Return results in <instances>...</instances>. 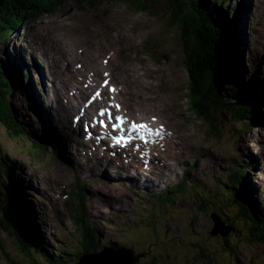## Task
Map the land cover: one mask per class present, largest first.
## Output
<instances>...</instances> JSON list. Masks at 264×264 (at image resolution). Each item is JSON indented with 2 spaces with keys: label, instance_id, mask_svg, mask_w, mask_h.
I'll return each mask as SVG.
<instances>
[{
  "label": "rangeland",
  "instance_id": "1",
  "mask_svg": "<svg viewBox=\"0 0 264 264\" xmlns=\"http://www.w3.org/2000/svg\"><path fill=\"white\" fill-rule=\"evenodd\" d=\"M207 1L209 4L213 2ZM234 1L229 0L230 6L224 9L228 16L232 12L231 2ZM237 1L242 3L238 20L233 22V18L227 24L232 36L230 49L233 51L229 77L233 79V85L227 81L224 84L230 87L227 91L229 99L234 98L237 92L239 95H247L249 91L259 88L256 86L259 78L264 82V8L259 5L262 1ZM148 4L151 8L149 12H137L121 0H66L65 5L54 14L27 22L19 33H13L7 37L3 46L0 45V66L10 78L13 90L9 93L8 104L22 121L25 130L35 138L42 135L44 128H39L48 126V122H52L49 130L54 129L60 135V131L64 132L65 120L59 104L63 106L65 102L71 101L73 90L79 88L86 95L91 94L82 82H72L71 74L75 73L77 66L71 65L70 69L63 66L64 63L71 64L65 57L66 51L82 56L90 50L92 56L88 54V58L93 63L97 60L99 71H94L82 58L73 59L81 60L83 68L95 73L98 83L102 80V73L109 74V84L117 87H114L118 94L117 102L126 115L135 119L157 115L171 137L166 144L155 147L149 154L136 157L131 153L134 158H139L136 162L150 169L147 171L126 163L124 159L127 156H118L117 159H122L119 162L117 159L112 160L110 151H103L102 148H98L95 154L90 153L89 161H85L91 146L86 147L80 141L75 146V149L81 148L80 152L76 153L68 140H65L58 158L52 159L49 149V154H42L28 141H12L0 123V156H3L6 166H12L10 160L21 165V171H15L18 178L27 183L29 191L27 197L22 196L19 190L12 194L20 201L21 213H26L25 225L29 227L36 246L41 248L47 259L58 250L54 256L61 260L54 258V261L61 264H98L102 261L100 256L105 258V254L124 259L132 255L128 258L132 264H207L200 257L206 252L215 257L216 264H232L234 260L237 264H264V247L248 239L251 238L249 232L253 231H246L244 222L232 209L225 207L222 214L235 230H230L226 221L221 223L222 226L219 222L216 226L214 219L217 216L210 215L214 216L211 219L199 207L201 202L206 203V198H209L206 195L213 193L214 197L211 198L217 200L224 197L222 189L229 185L227 181H221L220 184L217 182L221 175H230L240 163V156L245 154L248 159L256 160L257 165L251 167L245 164L248 180L244 179L243 182L247 192L254 195L253 202L249 197L253 210L264 219V121L261 126L260 116L261 108L264 116L263 100L255 101L256 125H249L246 129L241 126L243 122H237V125L220 118L217 120V130H212L198 119L195 103L189 99V77L183 62V42L180 36H175L176 28L169 24L171 12L168 5L164 0H148ZM234 23L236 25L233 26ZM242 25L246 26L244 34L239 31ZM50 40H54V44ZM246 42L249 47L251 44L252 51ZM17 51H21L19 53L25 58L31 56L38 66L37 70L30 68L29 72L37 92L42 96L40 104L43 103L45 110L42 113L37 106L33 113L27 109L30 105L27 100L28 88L33 86L29 79L25 80L27 68L22 75L24 63L18 58ZM58 51L62 54H58ZM50 62L52 72L49 78L46 65ZM64 71L67 72L64 74ZM64 75L70 79L68 89L63 90L65 102L59 98L61 95L55 97L54 90V84L56 86V81ZM240 81L247 93H242L244 90L240 88ZM60 83L63 84V81ZM64 86L67 88V84ZM135 91H139L140 96ZM141 105L150 108L143 110ZM257 106L259 109L256 110ZM76 109L72 111L69 108L68 113L72 114H64L66 127L71 131L70 136H76L72 130L81 125V120L76 124L72 122ZM63 157L68 164L63 163ZM143 158L147 164L143 163ZM162 160L167 162L164 165L170 166H162ZM184 160L190 162L185 163ZM191 164L194 169L189 171L190 185H177L181 174ZM67 166L73 167V171H69ZM14 167L17 168V165ZM81 167L86 168L84 170L88 167L95 170L98 167L100 172L84 173ZM122 169L132 179L137 176L150 179L149 185L154 187V195L173 187V192L169 194L172 200H164V203L157 201V206H153L148 202L146 194L134 191L135 188H126L125 185L129 183L121 185L111 181L115 171ZM120 173L123 175L122 171ZM7 183L4 175L0 177L2 187ZM79 185L85 191V214L96 229V232L90 229L96 235L94 248L110 247L108 250L81 252L78 235L82 229H77L72 222V213L80 203L75 194L76 186ZM217 185L222 186L216 188ZM141 189L145 190L143 187ZM0 191L5 195L2 189ZM36 194L42 198L38 199ZM219 203L222 204V201ZM247 210L251 214L250 207ZM243 217L246 221L247 217ZM31 218L38 229H35ZM86 226L89 228V224L86 223ZM223 232L227 234L223 236ZM222 237H230V242L236 248L234 258L223 253ZM204 242H209L206 249H211V253L199 249L204 246ZM117 250L124 251L118 255L113 254ZM141 251L147 253H139ZM16 253L14 242L0 229V264H9L5 255L17 262ZM39 255L41 257L42 254ZM20 260L22 262L18 264H31Z\"/></svg>",
  "mask_w": 264,
  "mask_h": 264
},
{
  "label": "trees",
  "instance_id": "2",
  "mask_svg": "<svg viewBox=\"0 0 264 264\" xmlns=\"http://www.w3.org/2000/svg\"><path fill=\"white\" fill-rule=\"evenodd\" d=\"M164 1L167 3L171 12L169 15V24L171 27L176 28L175 36L178 37L182 33L185 38L184 46L185 52L187 53V60H183V62L185 69L187 70L188 68L192 77L194 83L192 89L197 99L196 103L194 101L192 102L195 103V107L197 106L199 108L201 114L209 122V127L217 130V120L220 118L224 122L225 120L227 122H233L235 120H243L248 113L250 116L252 113L250 106L242 103L235 97L229 99L230 95L227 91L230 87L224 86L226 81L233 85V79L229 78L232 72L231 59L233 55L229 41L232 40V36L230 27L227 25L229 22H226L229 20L227 19L228 15L225 14L224 10L229 0H212L213 2L211 4L207 0ZM121 2L132 7L137 12H149L151 9L148 0H121ZM65 3L66 0H4L0 7V45L3 46L7 42V37L19 31L27 22L54 14ZM181 16L186 19V22H181ZM231 30H233L232 26ZM11 88L10 78L0 66V123L4 126L3 121H12L9 123V125L12 124L10 127L12 131H15L17 128V132H21L36 151L44 152L45 148L41 146L40 142L31 140L32 138L23 129V125L17 119L11 105L8 104V97L13 92ZM189 99H191L190 96ZM217 126H219V123ZM5 134L8 136L7 130H5ZM20 141H23V139L21 138ZM243 173V171H239V173L235 174L238 176L242 175L243 177ZM233 180L235 179L230 180V182ZM234 183L239 185L237 181ZM218 188L221 187L219 186ZM0 189L5 193L4 195L0 191V227L8 228L9 232L17 238L18 242L24 245L31 264H61L56 263L57 261H54V258L50 257V259H47L46 254L36 246L29 227L23 223L20 202L12 195L17 190H12L9 186L2 187L1 185ZM222 191L224 197L221 196L219 200L211 198L214 197L213 193L212 195H206L210 200H207L206 203H200L199 207L202 213H205L204 215H210L212 213L221 218L222 222L225 223L226 221L227 223L228 218L223 216L222 211L225 207L229 208L231 206V208L238 210L239 215L247 217L244 222L245 229L246 231L249 229L253 231L249 232L251 238L248 239L264 244V219H255L257 216L253 212L249 214L247 210L250 207V203L248 204L247 201L251 202L250 194L244 188L238 189L237 187L231 189L224 186ZM170 193L163 192L159 197H156V201L161 202L164 198L169 199ZM219 201H222V204ZM10 219H12L13 225ZM258 224L262 226V230ZM90 226L94 231L96 230L92 225ZM227 226L230 230H235L232 225L230 226L228 224ZM80 228L82 229L79 240L81 252L90 253L101 250L102 248L98 246L96 249L94 248L96 247L94 242L96 235L90 230L91 228H88L84 222ZM229 238H221V246L226 251V254L234 258V250L236 248L233 247ZM208 245L209 242H204V246L206 247L201 246L199 249L201 251L207 250L211 253V249H206ZM139 253L145 254L147 252L141 251ZM139 253L138 255H140ZM39 254H42L41 257ZM202 255L200 257L207 260L208 264H212L209 261L211 259L213 260L214 256L212 254L210 255L206 252ZM5 256L11 260L8 255ZM37 258L40 260H37ZM55 259L59 260L57 258ZM14 264L18 263L15 262ZM232 264H237L236 260Z\"/></svg>",
  "mask_w": 264,
  "mask_h": 264
},
{
  "label": "bare ground",
  "instance_id": "3",
  "mask_svg": "<svg viewBox=\"0 0 264 264\" xmlns=\"http://www.w3.org/2000/svg\"><path fill=\"white\" fill-rule=\"evenodd\" d=\"M262 1V3H260L259 5H260V7L261 6H263L264 5V0H261ZM232 4V6H233V2H231ZM232 11H233V9H232ZM232 13V12H231ZM230 13V14H231ZM239 16V15H238ZM227 19H229V20H227L226 22H229V23H231L232 21H233V18H232V16H227ZM235 20H238V18H237V16H236V14H235ZM238 23V22H237ZM245 24V23H244ZM250 24H251V22H250ZM249 24V25H250ZM234 25H236L235 23L233 24V26ZM246 29V26L244 27L243 25L241 26V28L239 29V31H241L242 33H243V30H245ZM234 31H235V27H234ZM244 34V33H243ZM245 36V35H244ZM243 49V48H242ZM88 54H90V53H88ZM90 56H92V54H90ZM94 58V57H93ZM80 65H82L83 64V62L80 60L79 62H78ZM95 63L97 64L96 66L94 65L93 66V69H96V71H99L98 69H99V66H98V63H97V60H95ZM28 67V65H27V62H25L24 63V69L22 70V75L24 74V71H25V68H27ZM29 68H33L34 70H36L37 69V67L35 66V65H33L32 63H30L29 64ZM240 78L242 79V76H240ZM26 79H28V75L25 77V80ZM43 80H44V78H43ZM109 81H111V77L109 78ZM28 82V81H27ZM64 84H66L64 81H63V84H61V87L63 88V90H67L66 89V87L64 86ZM140 86V85H139ZM256 86H258L259 88H257V90L258 91H261V92H263L264 93V82H263V79L262 78H259L258 79V82H257V84H256ZM114 87H115V85H114ZM28 90H29V92H28V97H27V100H29L30 101V105H28V108L35 102V97H34V88L33 87H30V88H28ZM98 93H100V97H101V99L103 100V102H101L100 103V105L99 104H95L94 102H89L88 104H87V107H89L90 109H91V111L93 112V110H97V109H106L107 108V106H108V104L106 103V102H104V100H107V91L106 90H98L97 91ZM136 93V95H138V96H140V93H139V91H135ZM64 93V92H63ZM83 94V92H80V94H79V96H81ZM64 96L65 95H63V97H62V100H63V102H65V98H64ZM31 97L32 98H34V99H31ZM144 98V97H143ZM75 100V99H74ZM77 100V99H76ZM263 101H264V96H263ZM66 103V102H65ZM124 105V104H123ZM127 105V104H126ZM125 106V105H124ZM59 107L62 109L63 108V106H61L60 104H59ZM144 108V107H143ZM98 111H100V110H98ZM68 114H72V112L71 113H68ZM113 115V119H115V117H117L119 114L117 113V112H115L114 111V114H112ZM17 117V116H16ZM99 117H101L100 115H99ZM104 118L106 119V120H108L107 119V116H104ZM20 122H21V124L23 125V123H22V121L19 119V118H17ZM115 123H118L117 121H116V119H115ZM113 124V123H112ZM23 127H24V125H23ZM123 126H122V124L120 125V127H119V129H118V134L119 135H122L123 137H124V139L122 140V144H127L128 146H130V147H132V146H134V145H136V146H138V144L135 142V140L132 138L133 137V135L130 133V134H128V135H125L123 132H122V130H121V128H122ZM24 130H25V128H24ZM26 131V130H25ZM52 131H54V129L52 130ZM44 136L46 137V140L48 139V137H49V135L48 134H44ZM44 136L43 135H41L39 138H44ZM131 137V138H130ZM30 138H32L31 140H33V141H37L35 138H33V137H30ZM39 142V141H38ZM74 143L75 144H77V142L76 141H74ZM115 144H118V143H115ZM85 146L87 145V146H91V150L94 152V154L97 152V147L95 146V145H93L92 143H89V144H84ZM41 146L43 147V148H45V150L44 151H46V152H48V150H47V148L46 147H44L42 144H41ZM60 150V149H59ZM49 153V152H48ZM111 154H113L112 152H111ZM2 158V159H1ZM63 158H65V157H63ZM146 158V157H145ZM64 161H67L66 160V158L64 159ZM142 161H143V163L144 164H147V162H146V160H144V158L142 159ZM162 162V166H164V167H166V168H168L170 165L168 164V165H164V163H167L165 160H162L161 161ZM74 165H75V160H74ZM71 164V163H70ZM14 163L12 164V166L14 167ZM74 165H73V167H74ZM6 165H4V163H3V156H0V167H5ZM11 166V165H10ZM9 167V166H8ZM71 167V166H70ZM73 167H71V169L69 170V171H73ZM80 167V166H79ZM74 169H75V167H74ZM84 169H86V168H84V167H81V170H82V172H84V173H87V172H91V171H95V172H100V170H84ZM121 171H117L116 172V174H117V176H119V177H121V176H126V173H124V172H122L123 173V175L120 173ZM194 176V175H193ZM117 178V177H116ZM110 181V180H109ZM121 181H124V180H122L121 179ZM113 183V182H112ZM127 187H129V186H127ZM126 187V188H127ZM165 187V186H164ZM160 188V187H159ZM166 188V187H165ZM136 197V196H135ZM254 199V198H253ZM125 203H127V200H126V197H125ZM123 201V202H124ZM163 201H161V202H159V203H162ZM247 203L249 204V206H250V210H251V212H253L254 213V215H258L257 214V212H255L254 210H253V208H252V205H251V202L250 201H247ZM259 216V215H258ZM255 219H258V217H255Z\"/></svg>",
  "mask_w": 264,
  "mask_h": 264
},
{
  "label": "water",
  "instance_id": "4",
  "mask_svg": "<svg viewBox=\"0 0 264 264\" xmlns=\"http://www.w3.org/2000/svg\"><path fill=\"white\" fill-rule=\"evenodd\" d=\"M3 1L4 0H0V7L2 6L3 4ZM181 22H186V19H184L182 16H181ZM180 39L181 41L183 42V46H182V52H183V55L185 56V60H187V53L185 52V46H184V36L183 34L181 33L180 35ZM187 73H188V77H189V84H188V90H189V96L190 98L196 103L197 99H196V96H195V92L193 91L192 89V85L194 84L193 81H192V77L190 75V72L188 71V68H187ZM196 110V113H197V117L198 119H200L201 121H203L208 127H209V122L206 120V118L201 114L199 108L196 106L195 108ZM11 121V120H9ZM12 122V121H11ZM11 122H7V121H3V124L6 128V130L8 131V136L9 138L16 142V143H19L20 139L22 138L23 139V142H25V138H24V135L20 132H17V128L15 131H12L10 129V127L12 126L9 125V123ZM7 124V125H6ZM14 127V126H13ZM210 128V127H209ZM211 129V128H210ZM213 130V129H212ZM211 219H214V216H211ZM241 221L245 222V220L241 219ZM215 221V225L218 226V222L221 225V221L218 217H216V219H214ZM0 229L4 232V234H6L11 241L14 242V246L16 247V250H17V262H22L20 260V258L23 260V261H29V258H28V255H27V251H26V248L24 247V245H22L20 242H18L17 238L15 236L12 235V233L9 232L8 228L6 227H0ZM227 234V232H223V236H225ZM221 237V236H220ZM224 238V237H222ZM264 247V246H263ZM113 254H116V252H113ZM133 254V253H132ZM101 257V262L98 263V264H132V262L128 261L130 257H133L132 255L128 258H122V257H118V256H111V254L107 255L105 254V258H103L102 256ZM212 264H216V261H215V257H213V260H209ZM207 264H208V261L206 260Z\"/></svg>",
  "mask_w": 264,
  "mask_h": 264
},
{
  "label": "snow or ice",
  "instance_id": "5",
  "mask_svg": "<svg viewBox=\"0 0 264 264\" xmlns=\"http://www.w3.org/2000/svg\"><path fill=\"white\" fill-rule=\"evenodd\" d=\"M105 83H107V82H105ZM113 91H114V89H113ZM99 95H100V93H96V96H99ZM116 107L119 108V105H117ZM106 113H107V119H108V121H111V120L113 119V115H112V113L109 112L107 109H103V110H101V111L99 112V115H100L101 117H104ZM115 119H116V121H117L118 123L112 125V127H113L114 129L120 127V125L124 123V120H123L122 118L118 117V116L115 117ZM94 122H95V123H99V124H100L101 126H103V127H107V126H108V125L105 123V121H104L103 119H101V120H99V121H95V120H94ZM130 130H131L132 132H140L141 135H140L139 138L142 139V140H144L145 143L148 142V141L145 139V134H147L148 136L153 135V134H155V135H159V134H160L159 131H156L155 133H153V131H152L151 129H149L148 126L145 125V124H136V123H133V124L131 125V129H130ZM130 138H131V137H130ZM123 139H124V137L121 136L120 139H117V140H116V143H118V144L121 143V141H122Z\"/></svg>",
  "mask_w": 264,
  "mask_h": 264
}]
</instances>
